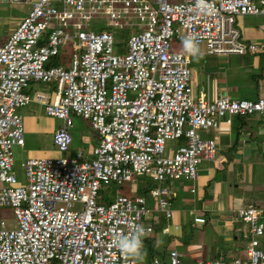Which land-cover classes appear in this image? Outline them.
<instances>
[{
    "label": "built area",
    "instance_id": "2783aa9c",
    "mask_svg": "<svg viewBox=\"0 0 264 264\" xmlns=\"http://www.w3.org/2000/svg\"><path fill=\"white\" fill-rule=\"evenodd\" d=\"M31 6L9 40L0 47V208L10 207L18 221L8 229L0 221V264H130L111 241L134 224L151 229L158 223L145 197L118 195L98 202L103 185L149 177L154 183L197 182L199 166L214 162L218 145L202 137L231 124L233 117L264 115V97L213 98L211 85L196 98L191 85V56L172 52L175 37L195 36L212 55L264 53V0H209L205 15L196 0H12ZM261 19L262 41L242 39L240 18ZM95 19L107 21L106 31L91 29ZM127 31V33H125ZM126 38V41L124 39ZM126 53L117 54L116 44ZM72 47L68 68L50 65ZM229 57V56H228ZM34 82L57 84L51 101L27 94ZM62 121L53 143L65 155L73 143V115L89 120L98 134L94 158L29 159L22 164L25 183L15 174V149L24 147L21 110L31 103ZM184 141L167 153L168 141ZM170 152V151H169ZM196 189H192L195 193ZM165 219L173 217L170 187L150 192ZM250 226L247 260L233 258L197 264H264V207L237 211ZM195 223L206 219L195 217ZM168 234L169 229L162 230ZM170 250L164 258L144 264H186Z\"/></svg>",
    "mask_w": 264,
    "mask_h": 264
},
{
    "label": "rangeland",
    "instance_id": "374dc122",
    "mask_svg": "<svg viewBox=\"0 0 264 264\" xmlns=\"http://www.w3.org/2000/svg\"><path fill=\"white\" fill-rule=\"evenodd\" d=\"M11 6L14 8H18L19 11L23 10L26 15L31 10L30 5L25 6L24 9L23 6H19L15 3H13V5ZM106 24V20L95 19L91 23V29L96 32L106 31L108 30ZM236 26L242 33L243 41H253L257 45H261L263 35L261 30V19L259 17L240 18ZM125 33H127V31H125ZM6 37L7 31L3 28L0 29V47L4 45H2V40H5ZM124 39L126 41L125 37ZM170 43L172 52H183L184 54H187L183 51L182 42L178 41L175 37ZM124 47V50L119 49L118 44H116L115 52L117 54L126 53V42L124 43ZM201 48L204 53L203 57L197 60L196 58H193L191 56L190 64L192 70L191 85L194 89L196 98L199 96L200 92L205 91V87L208 84L207 75H211L212 77L211 84L213 86V92L215 93L217 92L218 94L222 95L228 94L234 99L256 100L259 97H264L263 52L248 53L245 56L212 55L208 54L205 45H202ZM72 53V47H68L66 50H62L57 57H54L49 64L55 66H64L68 68L72 61ZM38 115L42 117L41 127L47 128L50 132L41 133L39 135L34 134V132L30 130V128L27 129L28 124L32 126L31 120H24L26 145L24 147L15 149L14 168L17 179L22 184L25 183V173L22 164L29 159H57L63 156L76 157L78 156L79 152L83 153L82 158L84 160H92L94 158L93 145L98 139V134L94 131L89 120L84 119L82 116L73 115L74 126L71 129L73 134V143L70 147L69 152L65 155L56 148L52 139V133L62 126V121L56 118L48 117L45 113V110H40L38 112ZM25 117H27L26 113ZM246 117L249 121H256L255 124L257 125H264V115L256 113L254 115H249ZM257 125L254 126V128H256ZM219 130L220 129H215L213 131H210L209 134H207V132H202V137L204 139L208 137H214L215 134H213L212 132H219ZM254 132L256 134L257 130H254ZM261 137L263 139V136ZM183 143L184 141L179 140L168 141L166 145L167 153L171 154L177 148H179L180 145L182 146ZM260 159L261 161L257 165L246 166V171H248L250 168L253 170H251V172H249L248 174H245L246 180L253 188L250 194H246V197H253L258 204H264V158L262 157ZM211 167L214 168V164L212 162H203L199 166V170L201 168ZM214 174L219 175L218 179H223V177H225L227 173L224 171L216 173V170H214ZM241 175L242 172H239L238 179L240 181L242 180ZM174 182L179 181H173V183ZM191 183L192 182L189 183V181H187V185L190 187L192 186ZM202 183L203 180L200 181V178L196 182V189L199 192L201 190H204V188H202L204 187L202 186ZM241 184L243 186L242 182ZM165 185L166 184L164 183H154L149 177H135V180L133 182H126L121 185L117 183L103 185L102 189L99 191L98 202L102 204H108L112 202L118 195H125L130 198L145 197L148 200V206L153 211L150 218L157 221V223L162 228L163 226L172 227L175 216L173 219H165L163 217V214L159 211L158 203L156 202V200L152 199L150 194L152 189L164 187ZM221 193L226 194L225 198L227 196H230V186L228 185L222 188ZM181 198L182 200H180L179 197H174L173 195H171V204L183 207L179 202L184 205L185 203L183 202V200L185 198L190 200L196 199L192 197L191 194L188 195V192L187 194L183 192ZM203 199L204 198L201 199V202L203 201ZM171 208L173 211L175 210V207ZM236 215L238 216V213H236ZM0 221H4L8 229H16L18 227V221L14 214V210L10 207L0 208ZM195 224L193 227H191L190 224H184L182 227V233L177 236H164L162 234V228L156 229L155 233L158 236L157 250L159 251V255H164L166 252L169 254L168 248L174 247L179 250L178 252L185 255L183 260L186 264H197V262L200 260L207 261L208 259H210V257L214 258L217 251H220L222 249L224 250V248L226 247L224 245V238L226 237L224 234L226 233V230L228 231V227L225 230L223 229V231L221 229L217 230L210 223H205L206 225ZM212 250L213 254H210L209 251L211 252ZM239 250L241 252H245L244 243L240 242ZM168 254L166 255L167 261ZM149 259L150 258L146 257V260Z\"/></svg>",
    "mask_w": 264,
    "mask_h": 264
},
{
    "label": "crops",
    "instance_id": "0c3cea01",
    "mask_svg": "<svg viewBox=\"0 0 264 264\" xmlns=\"http://www.w3.org/2000/svg\"><path fill=\"white\" fill-rule=\"evenodd\" d=\"M11 5H13L12 0H0V29L3 28L7 31V37L5 40H2V45L9 40L18 23L26 16L23 10L19 11L18 8H14ZM18 5L23 6V9L25 8V6H29L27 4ZM207 82L212 86L211 75H207ZM208 84L205 89L208 87ZM210 90L212 93V97L215 99L221 96H225L222 94H218L217 92H213V86L210 88ZM56 92V83L43 84L34 82L27 89V94L30 95L31 98L35 99L36 94L43 93L47 95L51 101L54 100ZM43 109L44 106L42 104L33 102L28 107L21 110L23 119L31 120L32 123V126L28 124L27 129L30 128V130L37 135L50 132L47 128L41 127L42 117L38 115V112L40 110L44 111ZM25 113L27 117H25ZM36 115L38 118L36 117ZM255 122L256 121L247 120V117L235 116L233 117L231 124L223 121L221 127L218 128L220 129L219 132H212L213 134H215V136L208 137L214 139L217 142L218 151L215 161L212 162L214 164V168H201L199 170L200 181L203 180V191L201 190L199 192L196 189V182L191 183V187L187 185V181H179L174 183L168 182L166 184L175 193L176 197L180 198V200H182L181 195L183 194V192L186 194L188 192V195L191 194L192 197L196 199L190 200L185 198L183 200V202L185 203L184 205L179 202L183 207L177 205L175 206V204H172V207H175V210L173 211V217L171 218L173 219L175 216L172 227H165L162 225V228L159 224L157 226V229H169L168 234L162 233L164 236L180 235L182 233V227L184 224H190L191 227L194 226L195 217L205 218L206 224L210 223L217 230H225L228 227V231L226 230V233L224 234L226 236L224 238V245L226 247L224 248V250L222 249L220 251H217L215 253V257H210V259H208L207 261L222 258L229 261L233 258L241 257V259L243 260L248 259L246 249L249 245L251 237L250 226L240 222L237 219L236 213L239 209L248 207L250 205L264 207V204H258L253 197H246V194H250L251 190L253 189L250 186V183L246 180L245 175L251 172L252 169L250 168L248 171H246V166L257 165L261 161L260 158H264V125H257L255 124ZM256 125L257 127L254 128V126ZM254 130H257L256 134ZM55 132L52 133V139ZM207 134H209V132H207ZM261 136H263V139ZM98 140L99 139H97V141L94 143L93 147L98 143ZM214 170H216V173L224 171L227 174L225 175V177H223V179H218L219 175L214 174ZM239 172H242L241 181L238 179ZM241 182L243 183V186ZM228 185L231 188V195L225 198L226 194L221 193V189ZM194 188L196 189V192L192 193V189ZM202 198L204 199L201 202ZM196 224L203 225L198 223ZM151 237L156 238L158 243V236L156 233ZM262 240L263 238H261V243L262 249L264 250V241ZM240 242L244 243L245 252H241L239 250ZM173 249L175 250L176 248H168L169 251ZM209 253L213 254V250L211 252L209 251ZM167 254L168 253L166 252L164 255H159L158 257L166 259Z\"/></svg>",
    "mask_w": 264,
    "mask_h": 264
},
{
    "label": "clouds",
    "instance_id": "9594fccd",
    "mask_svg": "<svg viewBox=\"0 0 264 264\" xmlns=\"http://www.w3.org/2000/svg\"><path fill=\"white\" fill-rule=\"evenodd\" d=\"M196 7L205 15L211 14L214 10L209 0H196ZM181 42L184 52L197 60L203 57L204 53L200 42L195 36L182 37ZM150 233L151 229L146 228L143 224H134L127 234L117 233L111 244L126 260L130 261V264H144L147 257L144 240Z\"/></svg>",
    "mask_w": 264,
    "mask_h": 264
},
{
    "label": "trees",
    "instance_id": "16d2710c",
    "mask_svg": "<svg viewBox=\"0 0 264 264\" xmlns=\"http://www.w3.org/2000/svg\"><path fill=\"white\" fill-rule=\"evenodd\" d=\"M54 66V65H53ZM260 99V98H258ZM256 99V100H258ZM255 101V100H254ZM263 241H264V237H263ZM157 240L156 238H152V237H147L144 240V247H145V251L147 252V257L151 259H155L159 256V251L157 250Z\"/></svg>",
    "mask_w": 264,
    "mask_h": 264
}]
</instances>
